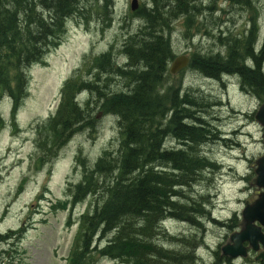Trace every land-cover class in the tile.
Listing matches in <instances>:
<instances>
[{
	"label": "rangeland",
	"instance_id": "obj_1",
	"mask_svg": "<svg viewBox=\"0 0 264 264\" xmlns=\"http://www.w3.org/2000/svg\"><path fill=\"white\" fill-rule=\"evenodd\" d=\"M114 1L111 13L114 17L111 21L103 22L105 14L100 17L95 16L88 21L70 18L62 43L44 55V59L28 65L29 89L24 101L21 102L16 118L18 128H13L10 124L11 100L5 97L0 104V113L3 116V120H0V264H67L73 238L78 229L77 219L89 208L94 198V195H89L77 206L72 218L75 222L71 219V223L67 210L52 208L57 198L66 195L65 189L69 180L75 183L81 179V168L75 165L74 156L81 149L89 161V167H92L101 161L100 156H103L106 149L116 152L120 147L122 129H124L122 118L119 114H103L100 105L103 103L102 94L107 91L118 90L120 87L128 91L125 86L126 79H121L117 73L113 75L106 73L102 80V73H96V69L92 68L95 66L92 60L95 55L108 51L111 47L114 48V52L117 50V53H120L123 46L128 43L131 33L140 41L143 40L141 36L145 34L141 32L140 36V31L136 30L140 26L145 31V16L133 14L132 0ZM157 1L160 2V0H138V3H145L147 8H153ZM235 1L236 4H231L218 0L211 10L208 8L211 4L210 0H197L194 4L199 5L197 11L200 12L194 14L191 12L185 19L184 16L175 19L168 32L164 34V47L170 46L176 56L194 53L211 54L224 47L220 35L229 34V37L235 39L239 36L248 37L251 31L253 38L259 39L260 42L264 38V0L246 1L255 11L242 3L244 0ZM168 5L169 2L165 1L161 8L166 9ZM155 9L159 10L156 7ZM142 12L147 11L145 9ZM150 15L156 16L155 19L159 20V14L150 13ZM144 41V45H147L148 41L152 40ZM183 67L185 66L181 68ZM90 68L91 74L87 71ZM78 69H82L84 73L80 81L86 78L87 86H91L90 88L98 82L101 87V94L95 91L94 94L84 92L82 95L85 107L89 105L92 109L91 122L93 126L95 125V130L93 132L90 125L78 126L70 132V140L64 146L57 147V157L44 164L49 159L41 158L43 150L50 144L48 135H55L58 129H53L52 126L45 127L42 123L55 112L65 79ZM24 75L26 81V74ZM107 81L109 84H106ZM165 81L172 82L171 84L176 87L171 91L168 86L159 87L161 96L170 98L171 93L177 98L188 95L192 104H183L180 110L174 109L179 114L170 109L172 111L168 112L166 118H182L176 125L182 130H184L182 126L194 128L203 123L204 126L197 131V135H204L202 146L199 145L197 151L210 159H217L219 165V168L204 166L195 174L188 177L184 175L189 179L186 181L189 184L186 194L197 198L196 206L201 207L205 202L208 208L213 209L209 218L213 214L220 221L229 223L231 219L242 214L247 201L252 202L258 197L255 161L264 155V146L263 128L257 122L255 114L264 99L243 91L235 76L212 80L190 67L182 69L177 74L175 72L167 75ZM104 85L108 86L102 87ZM13 86L16 88V85ZM5 95L10 96L11 99L13 97L12 91L4 94L0 89V98ZM185 102L188 103V100ZM162 106L161 104L159 107ZM158 110L157 107V112ZM182 112L185 113L184 117L181 115ZM158 115L159 120L166 121L165 116ZM192 117L196 121L191 120ZM185 119L188 122H182ZM38 125H41L42 129L39 133ZM241 130L242 133H239ZM188 132L189 135H193L191 129L187 128ZM38 135L43 140L38 141ZM224 135H227L228 139H225ZM167 142L168 147L165 146L169 150L180 145L176 139L169 138ZM111 154L112 157L118 155V153ZM229 164L234 166V171L224 172L223 168L227 169ZM98 176L101 177V174ZM244 178L250 181H245ZM23 180H25L24 188L18 194ZM45 190L51 193L50 201L37 202L39 199L36 198L37 195ZM215 193L217 195L214 201L217 204H212ZM202 196L206 198L205 201L201 200ZM187 216L192 217L188 214ZM181 223L172 221L167 225L170 231H155L157 241L160 244L164 243L166 233L180 234L178 237H182L183 232L190 233L189 227H186L187 223ZM23 228L25 230L19 236H17L18 232L11 231ZM214 230L209 240L213 245L222 239L224 244L225 240L229 239V234L233 232L227 234V230L219 224L215 225ZM9 236L12 239L8 242L1 241L5 240L3 237ZM110 237L101 230L95 245L101 241L106 245ZM199 254L202 256L199 257V264H212L211 253L201 249ZM205 260L207 261L203 263ZM86 261L90 264H114L113 261L102 258L99 254H90Z\"/></svg>",
	"mask_w": 264,
	"mask_h": 264
},
{
	"label": "trees",
	"instance_id": "obj_2",
	"mask_svg": "<svg viewBox=\"0 0 264 264\" xmlns=\"http://www.w3.org/2000/svg\"><path fill=\"white\" fill-rule=\"evenodd\" d=\"M71 1L81 2V8L72 11L68 5ZM165 1L169 2L168 8L162 9L161 5ZM196 1L160 0L153 8L142 5L134 14L145 16V31L139 29V35L141 36V32H143L145 36H141L143 40L140 41L133 34L129 37L128 43L126 42L123 51L128 56L127 68L115 65L116 61L112 58V50L95 58V66L98 69L107 73L117 71L120 76L126 79L125 86L128 91L119 89L114 92H106L102 94L104 101L100 105V109L105 113L119 114L124 129H122L123 137L118 155L112 157L111 153L113 152H105L101 161L96 164V168L88 169L84 174L82 184L76 187L74 202L78 200V197L80 198L90 191L95 192L102 188L104 193L102 200L95 204L93 213L83 218L79 241H77L70 264H90L86 258L90 254H96V250L91 249V244L101 225L104 232L113 231V238L110 240L112 244H108L103 250L98 251L104 256L121 258L133 264H156L157 259L166 258V254L183 256L184 264H195L197 260L195 251L190 254H187L188 251H182L181 254H178L171 251V248H163L164 244H160L154 234L155 228L158 230V227L153 224L165 214H172L174 210L175 215L180 218H190L187 214L190 215L192 210H196L191 202L188 206L179 201L172 202L169 199V189L175 185L176 181H168L163 176L170 174L171 180H175L177 174L166 169L161 172L162 164H165L166 160H173L175 154L187 152L191 155L190 160L187 162L182 160L180 166L176 163L174 165L179 167L180 177L189 181L184 175L188 177L195 174L208 163L197 151L204 136L197 135L199 127H187L193 132V135H189L185 126L181 125L184 130L176 126L182 118H166L169 111H175L176 108L180 110L183 104L192 105L189 96L177 98L174 93H171L172 96L168 98V96L159 94V87L166 88L168 86L170 91L176 87L171 84L172 82L165 81L166 76L170 75L168 61L172 58V50L170 46L164 47V34L166 31L168 32L171 24L179 16L187 18L186 15H190L191 12L196 13L199 9L194 4ZM246 1L242 2L247 4ZM60 2L65 4L66 15L60 14L59 10L57 14L60 16L57 15V22L50 27L52 20L48 17L50 14L47 13L46 7ZM113 4V0H0V87L4 91H12L15 99L18 100L25 92L26 87L24 66L41 58L52 46L58 45L65 32L67 19L73 17L79 20H88L93 15L102 16L105 14L103 22L110 21ZM57 9L59 8H56L53 13L56 14ZM82 9L83 11H81ZM145 9L147 12L143 13L142 10ZM150 13L159 14V20H156V16H152ZM45 28H48L50 32L44 35L41 43H35L34 41L37 42L36 37L42 34ZM252 33L253 31H251V36ZM145 39L152 41H148L149 44L144 45ZM220 39L225 44L233 40L229 35L220 37ZM149 48H151V52L156 51L159 59L163 57L165 64L162 65L158 62L159 59L154 56L143 57L141 60L146 63L147 68L143 70L141 66L139 67L138 57ZM248 59L252 60L250 66ZM258 59L249 56L244 59L241 55L233 56L232 54L221 56L220 54H210L207 56L194 53L192 67L212 78H219L224 73L236 75L240 79L243 90L264 99V74L262 64ZM12 83L16 85V88ZM84 86L83 82L78 83V80H74L67 84V88H64L63 101L56 116L49 124V127L58 129L55 134L56 143H53L55 147H58L63 140L69 137L70 132L78 126H93L90 113L92 109L89 105L80 108L73 102L74 93ZM100 88V85H95L91 92L97 91L98 94H101ZM186 100L188 103L185 102ZM192 102H194L193 99ZM161 104L163 106L160 108ZM158 114L165 116L166 121L159 120ZM182 122L184 121L182 120ZM134 125L147 133L143 140L136 134L133 135ZM169 133L183 139L185 146L176 151L164 149L162 141ZM107 158L108 160H106ZM129 160L136 162L134 167L137 166L135 172L137 174L133 178L127 177ZM112 165L119 168V173L109 181L104 172L111 169ZM99 174L101 177L98 176ZM147 174H155L158 179L155 182H144L143 179ZM102 175L105 177L104 185H102ZM157 225L159 224L157 223ZM168 264L179 263L171 261Z\"/></svg>",
	"mask_w": 264,
	"mask_h": 264
},
{
	"label": "bare ground",
	"instance_id": "obj_3",
	"mask_svg": "<svg viewBox=\"0 0 264 264\" xmlns=\"http://www.w3.org/2000/svg\"><path fill=\"white\" fill-rule=\"evenodd\" d=\"M72 11L74 10H79L81 8V2L79 1H71V3L68 4ZM247 7H251L248 4H246ZM56 14L53 13V11L56 9ZM52 9V10H51ZM65 9V4L60 2L55 4H52L50 6L46 7V11L48 14V17L51 21L50 27L52 25H54L57 22V18L58 16H60V14L62 15H66V9ZM60 10V14L58 15L57 13H59ZM63 11V13H61ZM83 11V9L81 10ZM58 15V16H57ZM49 27V28H50ZM50 31L48 28H45V31H43L42 34H40L39 36L36 37V41H34L35 43H41L43 37L45 34H48ZM158 52V51H157ZM207 56H210V53H205ZM215 54H220L221 55H227V54H232L233 56H242L244 59H247V57H253V58H259V62L264 65V46L263 44H261L259 42V39H254L253 36L249 35L248 37H237L235 39H233L232 41H230L228 44L224 43V47L219 50L218 52H212L211 55H215ZM139 55V54H138ZM137 55V56H138ZM154 58H158V55L156 54V51L154 50L153 52H151V48H149L144 54L139 55V67L141 66L143 70H146V63H144L142 60L143 57H153ZM142 59V60H141ZM142 61V62H141ZM158 62H160L162 65L165 64V61L162 58H160L158 60ZM157 62V63H158ZM263 74H264V69H263ZM178 113V112H177ZM179 114V113H178ZM182 117H184L185 113L182 112ZM195 120V119H194ZM196 121V120H195ZM133 130V135L136 134V136H138L140 139H144L145 135H147V133L142 130H139L138 127H134L132 128ZM162 145H166L168 147V142H163L162 141ZM190 156L187 152H183V153H179V154H175V158L173 160L169 159L166 160L165 164H162V168H160V171L166 169L169 172H174L175 174H177V178L175 180H171V175L170 174H166L163 176L164 179L168 180V181H176L174 182L177 185H186V180L181 178V172L180 169L177 165L180 166V162L183 160H185L186 162L188 160H190ZM174 163H176L177 165H174ZM182 163V162H181ZM128 165H129V174L127 175V177L129 178H133L136 177L135 173L137 170V166L134 167L136 165V162L129 160L128 161ZM119 168L115 165H112V168L107 170L106 172H104V175H106V178L111 181L114 177H116L119 173ZM112 171V172H111ZM161 171V172H162ZM105 178V177H104ZM158 179V177L155 174H147L144 177V182H149V181H156ZM173 195H177V194H173ZM172 202L177 201V197L176 196H170L169 198ZM161 219V217L159 218ZM199 238V235H193L190 238L184 239L179 241L178 238L176 237H172L171 235H169L168 233L165 235L164 237V246L163 248L167 249L169 247H173L171 251L176 252L178 254H181L182 251H188L187 254L193 253L195 251V247H196V241ZM12 239V238H11ZM108 244H112V242L108 241ZM107 244V245H108ZM106 245V246H107ZM105 247L102 248V250ZM186 254V253H185ZM255 254L257 256H264V248L258 247L255 250ZM166 258H159L156 261V264H168V262H175V263H179V264H184V257L183 256H173V255H169L166 254L165 255Z\"/></svg>",
	"mask_w": 264,
	"mask_h": 264
},
{
	"label": "water",
	"instance_id": "obj_4",
	"mask_svg": "<svg viewBox=\"0 0 264 264\" xmlns=\"http://www.w3.org/2000/svg\"><path fill=\"white\" fill-rule=\"evenodd\" d=\"M180 59H182L185 63L187 62L186 57H180L178 58L171 71L174 72L176 70V67L180 63ZM182 64V63H181ZM257 118L261 121V123L264 125V104L261 107L260 112L257 115ZM260 166L257 169L258 172V182L262 185H264V157L260 159ZM244 217L247 220V222L251 223L255 220L260 221L262 224H264V194L261 195L260 200H257L254 204L248 205L244 210ZM249 230V227L247 226L246 232ZM245 232V233H246ZM237 236V235H236ZM239 236V235H238Z\"/></svg>",
	"mask_w": 264,
	"mask_h": 264
},
{
	"label": "flooded vegetation",
	"instance_id": "obj_5",
	"mask_svg": "<svg viewBox=\"0 0 264 264\" xmlns=\"http://www.w3.org/2000/svg\"><path fill=\"white\" fill-rule=\"evenodd\" d=\"M258 257H260V256L255 255V256H254V260H253L254 262L249 261V262H252V263H249V264H262V263H260V262H257V261H259V260H257Z\"/></svg>",
	"mask_w": 264,
	"mask_h": 264
}]
</instances>
